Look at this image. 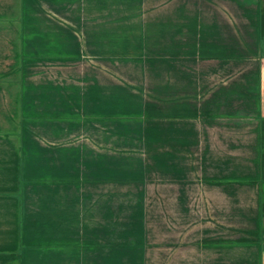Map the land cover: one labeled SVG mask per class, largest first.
I'll return each mask as SVG.
<instances>
[{
    "label": "crops",
    "instance_id": "crops-1",
    "mask_svg": "<svg viewBox=\"0 0 264 264\" xmlns=\"http://www.w3.org/2000/svg\"><path fill=\"white\" fill-rule=\"evenodd\" d=\"M27 2L21 4L22 17L29 10ZM135 3V11L127 15L119 10L93 15L100 27L97 40H108L110 47L104 46L112 51L98 57L107 68L104 61H111L112 68L105 72L102 67L95 75L94 97L104 92L105 84L147 82L148 75L132 78L120 74V67L158 62V75H150V83L159 84L158 103H143L135 116L110 114L106 119L114 132L133 134L128 137L134 147L156 149L146 154L149 170L121 178L119 168L113 167L118 174L104 181L105 174L97 173L103 160H98L90 166L91 175L96 173L93 180L88 161L85 172L67 170L68 145L62 146V160L53 156L38 161V152H29V147L58 146L32 139L35 127L105 125V112L68 103L52 111H29L23 99L19 130L0 131L2 137L17 136L20 144L15 189L0 191V197L12 201L6 218L11 236L0 245L1 263L32 264L36 256L41 260L61 255L60 260L76 261L73 264H123V255L131 261L128 264H146L155 245L146 227L130 229L128 238L121 237V208L106 206L107 200L105 223L89 227L82 220L90 211L83 202L88 201V184L108 183L114 192L124 182L133 186L124 194L136 196L128 210L139 221L140 212H147L146 186L152 180L164 186L159 210L163 220L165 215V231L155 253L159 264H264V0ZM153 3L159 4L158 12L144 10ZM20 26L23 38L22 20ZM71 53L22 47L21 67L26 72L44 61L67 62L80 55L78 50ZM98 101L103 102L95 99L90 106H98ZM83 146L88 147V139ZM39 187L46 193L31 209L28 196ZM58 194H67V202L55 200Z\"/></svg>",
    "mask_w": 264,
    "mask_h": 264
},
{
    "label": "rangeland",
    "instance_id": "rangeland-1",
    "mask_svg": "<svg viewBox=\"0 0 264 264\" xmlns=\"http://www.w3.org/2000/svg\"><path fill=\"white\" fill-rule=\"evenodd\" d=\"M25 1L28 0H0V131L19 130L23 99L24 107L29 111H52L62 108L64 105L67 106V103L78 109L81 104L84 105V109L88 104L86 107L88 111H91V108L100 110L103 108L105 125L92 123L84 128V126L72 124L75 127L69 126L67 130L62 128L63 125L48 123L38 125L31 138L38 141L55 142L54 145L58 147H29L28 151L38 152L35 156L38 161L45 160L47 157L51 159L53 156L62 160L61 150L65 148L62 146L68 145L67 170L79 168L85 172V164L88 161V176L93 180L96 179V173L94 176L91 175L90 166L98 160H103L104 166L101 165L97 173L105 174L104 179L100 177L104 181H106L105 177L112 178L113 175L118 174L115 169L112 171L113 167L119 168L121 178L140 170L148 171L149 165L144 164L148 162L146 154L156 149L134 147L135 142L129 138L134 135L127 134L126 131L114 132L112 124L106 119H110V114H118L120 118L135 116L143 107V103L146 105L153 103L148 102L149 100L158 103L159 84L150 83L152 80L150 75H158V67H154L158 66V62H146L147 66L144 67L139 65L141 62H130V66L137 64L135 67H120V74H130L132 78L134 74L148 75L147 82L105 84L104 92L102 91L101 95L94 97L95 75L101 73L102 67L105 72L111 71L112 68L111 61H104V65L110 66L107 68L101 64L98 57L102 51L105 54H112V51L104 46L110 47L108 40L102 42L97 40L100 37H96V31L98 33L100 27L98 26L97 29L96 20H94L96 17L93 15L98 12L116 13L117 10L127 15L135 11L136 0H76L73 2L32 0L26 3V8L29 10L22 17L21 4ZM144 10L154 14L159 11V4L146 5ZM21 20L25 29L23 38H21ZM22 47L39 53L67 52L69 56L73 54L71 52L78 50L80 55H74L78 60L67 59V62L44 61L24 72L20 62ZM80 76H82V81ZM73 79L76 82H73ZM100 92L98 90V94ZM95 99H100L103 102L98 101V106H90L91 103H95ZM85 139H88V147L83 146ZM81 140L82 146L79 145ZM19 145L17 136H0V191L15 189ZM79 150L84 153L81 155L82 159H80ZM147 182H149V186H146L145 199L147 212H140L143 217L139 221L132 216L134 211L128 210L131 208L129 203H134L136 196L124 194L127 193L128 188L133 186L123 184L124 182H121L114 192L110 190L112 185L108 183L88 184L84 189L88 193L86 195L88 201L83 203L86 205L88 203L90 211L87 220L84 217L82 220L87 222L89 227L95 228L99 224L105 223L102 216V213H105V201L107 200L106 206L116 207L119 204L121 208L119 213L121 237L128 238L130 229L141 227L144 231L146 227L150 243L156 245H153V249L149 250L152 252L146 264H159L158 256L155 253L159 251L160 237L165 231V215L163 220L159 210L160 192L164 186L159 183L154 184L155 181L152 180ZM33 190V194L28 196L31 209L40 205L38 201L44 198L42 194L46 193V190L41 187ZM54 198L63 200V203L67 202V194H58ZM9 199H11L9 196L0 197V245L4 241L8 242L9 236H11L10 228H8L10 222L9 219L6 220L8 216H11L7 212L10 209L9 205L12 204ZM109 220L110 218L106 222ZM61 258V255L52 258L41 256V260H38L36 256L32 260V264H73L76 262L70 260L67 262L64 259L60 260ZM122 258L123 255H121L123 264L131 262ZM0 264L12 263L0 262Z\"/></svg>",
    "mask_w": 264,
    "mask_h": 264
}]
</instances>
